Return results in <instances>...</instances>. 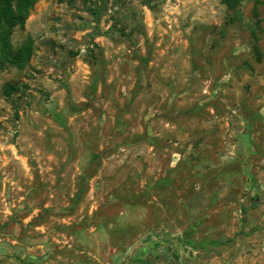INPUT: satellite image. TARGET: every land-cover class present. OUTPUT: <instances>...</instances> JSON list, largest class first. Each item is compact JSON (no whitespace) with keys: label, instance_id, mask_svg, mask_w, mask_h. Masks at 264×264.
I'll return each instance as SVG.
<instances>
[{"label":"rangeland","instance_id":"1","mask_svg":"<svg viewBox=\"0 0 264 264\" xmlns=\"http://www.w3.org/2000/svg\"><path fill=\"white\" fill-rule=\"evenodd\" d=\"M258 1L35 0L0 68V264H264Z\"/></svg>","mask_w":264,"mask_h":264},{"label":"trees","instance_id":"2","mask_svg":"<svg viewBox=\"0 0 264 264\" xmlns=\"http://www.w3.org/2000/svg\"><path fill=\"white\" fill-rule=\"evenodd\" d=\"M231 15L228 18L229 23H235V21L239 20L238 15L236 14V10L238 6L244 0H221ZM35 0H15L13 4L12 0H0V68L3 67L4 63H10L15 65H22L26 62L30 56V46L28 44H24L16 50H12L8 45V36L10 33V29L15 26L22 27L24 22L29 14L30 10L33 8ZM254 4L259 3L258 0H253ZM254 17H256V13H253ZM252 35L255 37V32L252 31ZM254 49L259 58V52L256 45H254ZM195 227L194 225L192 228ZM193 229L190 227L182 232L181 240L184 244H194L191 243V235L193 234ZM222 240H213L210 241V244H222Z\"/></svg>","mask_w":264,"mask_h":264}]
</instances>
